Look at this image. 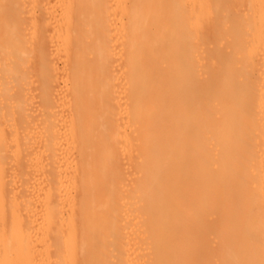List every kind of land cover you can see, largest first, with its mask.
I'll use <instances>...</instances> for the list:
<instances>
[{
  "label": "bare ground",
  "instance_id": "bare-ground-1",
  "mask_svg": "<svg viewBox=\"0 0 264 264\" xmlns=\"http://www.w3.org/2000/svg\"><path fill=\"white\" fill-rule=\"evenodd\" d=\"M0 264H264V0H0Z\"/></svg>",
  "mask_w": 264,
  "mask_h": 264
},
{
  "label": "rangeland",
  "instance_id": "rangeland-1",
  "mask_svg": "<svg viewBox=\"0 0 264 264\" xmlns=\"http://www.w3.org/2000/svg\"><path fill=\"white\" fill-rule=\"evenodd\" d=\"M205 41H206V43L209 42L208 40H205ZM206 45H208V44H206ZM56 63H57L56 66L60 68V66H61V65H60V61L58 62V60H56Z\"/></svg>",
  "mask_w": 264,
  "mask_h": 264
}]
</instances>
